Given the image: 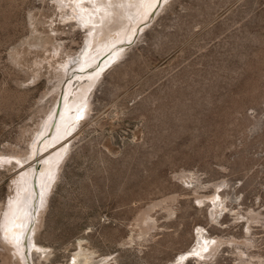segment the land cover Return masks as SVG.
<instances>
[{
	"label": "rangeland",
	"instance_id": "rangeland-1",
	"mask_svg": "<svg viewBox=\"0 0 264 264\" xmlns=\"http://www.w3.org/2000/svg\"><path fill=\"white\" fill-rule=\"evenodd\" d=\"M137 10L131 40L84 54L88 67L101 60L81 66L94 84L73 97L53 86L78 67L67 63L85 47L78 24L90 13L64 21L56 0H0V222L30 168L47 183L36 185L27 241L51 252L41 264H70L78 246L95 251L92 264H234L248 237V252L264 255L263 227L245 219L264 215V0H142ZM87 99L95 110L78 125ZM171 197L175 214L152 207ZM145 210L157 224L150 242L139 237ZM1 223L0 264H17Z\"/></svg>",
	"mask_w": 264,
	"mask_h": 264
},
{
	"label": "bare ground",
	"instance_id": "bare-ground-1",
	"mask_svg": "<svg viewBox=\"0 0 264 264\" xmlns=\"http://www.w3.org/2000/svg\"><path fill=\"white\" fill-rule=\"evenodd\" d=\"M141 1L142 0H130L129 3H127V0H56V5L58 6V9L62 13V15L65 19L64 21L73 22L72 20L75 19V17H76L74 12L77 11L79 9V7H80V11L84 12L86 10L90 14L89 15L86 14L83 16L81 15V18L85 19V22H83L85 24H78L79 29L83 30L85 35H86L85 47L83 48L82 52H80L78 55H75V57L71 58L72 60H70L67 63L70 65L73 64L74 66H76V64H77L78 67H74V69L72 71H70V68L65 69L63 67V70L61 72H59V74L57 73L58 74V76L56 77L57 82L53 86L54 91H56V92L62 91L64 96H68V94H70V95L72 94L73 97H75L76 95L79 96L83 92V90L86 86H90V84H92V85L94 84L91 81L93 77L90 74L84 75V73H81L80 71L86 72V70H89V73H90V71L94 70L95 67L97 65H99L98 62H100L101 59L98 56H96V59L91 61V64L89 66L90 69H89L88 62H86V60L88 61V60H90V58L87 56H84V54H86V52L90 53V48L92 46H95L98 44V46L101 45L102 48L105 47V49L107 51L106 50H103V51L100 50V52L107 57V55L109 56V53H110L109 51L116 44L127 43L128 40H131L133 37L132 35L130 36V38H128V40H125L124 34L128 30L134 31L138 27L139 21L136 19V17L139 14H141L142 10H137L136 15H133L132 10L135 9V6L139 5V3H141ZM79 2H80V4H78ZM149 13H151V12H149ZM145 16H147V15H145ZM86 18L88 20H86ZM142 18H145V17H142ZM136 21H138V22L135 23ZM142 21H143V19H142ZM132 25H135V26H132ZM38 41H39V39H38ZM43 41H44V38L40 39V44ZM98 46H96V48H98ZM96 48L93 47L92 49L94 50ZM125 53L126 52L123 50L122 52H118L117 56L115 55L116 53L113 54L116 56V59L115 58L114 59L115 60H119L120 58L122 59L127 54V53L126 54ZM82 56H83V58H82ZM113 60H111V61H113ZM106 61H104V63L101 62V64H104L103 66H106L105 64H108L110 62V61H108V62H106ZM92 63L96 64V66L93 67ZM81 66H86L85 67L86 70H82ZM96 72H98V70ZM66 78H73V81H75V82H72V80H68V82H67V80H66V82H67L66 83L65 82ZM65 83H66V86H64ZM63 89H64V91H63ZM52 93H53V91H52ZM90 98H91V95H90ZM94 101L95 100L90 101V99H87V102L85 104L86 109H84L82 114H79L78 116L76 115V118H78L77 124L79 123V118H82V116H85V118L88 116L89 117L91 116V112H93L95 110L92 107ZM68 110L70 111L71 108H69ZM61 114H62L61 113V107L59 106V108L56 110V113L53 114L54 115L53 118L50 119L51 121L49 120V123H47V125H46L45 130L48 127L51 128L50 132H48L49 136H51L52 131H54L53 129L58 124L61 125L62 122L59 123V118H60ZM82 122H83V120L81 121V123ZM78 125H80V124H78ZM47 134H45V135H47ZM43 149H45V147ZM40 150L41 149H39V152H40ZM12 156L14 158H16V160H18L19 162L22 160L20 157H18L16 155L14 156V154H12ZM24 167H26V166H24ZM50 167L51 166L49 164L46 168L48 169ZM24 170H25V168H24ZM24 174H26V176H24ZM41 174H43V172H41ZM41 174L39 175V173H36L34 170H31L30 168L26 169L24 171V173L21 174L17 180V183H16L17 195L13 198V201L11 200L9 202L8 206L6 208H4V210H3L4 215L2 214L3 215V219H1L2 223L0 222L1 227H2L1 236L3 234L2 243L6 246L9 253L11 254V258L13 260H15L17 262V264L20 262H21V264H30L31 261H32V264H41L42 262L39 260L40 259H43L44 261L48 260L49 254L51 253V252L50 253L47 252V248L39 247V245L36 241L33 242L34 245L32 246V248H30V246L27 242L28 236H29V230L28 229L30 226V222L34 218V211L37 207V201H36L37 200V197H36V189L37 188H36V185L38 182L42 183V185H47V183L44 182L45 180L43 179ZM184 175L185 174H183V175L180 174L179 178L180 179H185V178L189 179L190 178V177H187L188 175H186V176H184ZM222 186H221V184H214L216 192ZM25 188L27 190H29V192H28L29 197H28V194L24 191ZM42 189H41V191H42ZM23 191L26 194H23ZM19 192L20 193L22 192V194H23L21 200H18V198L21 196ZM217 196L221 197L220 194H217ZM197 199H199L200 202H203L201 200V197H197ZM175 200H176L175 197H171L167 201H165V203H156L152 207H159V208L163 209L167 215H172V214H175V211L177 210V209L175 210L173 208V206H171L177 202ZM26 207L28 208L27 209L28 216H27L26 220L25 219L23 220L24 223L22 225V224H20L22 221L21 216H22V213H24V209H26ZM245 219L247 220V223H249V225L247 227L248 229L251 228L250 224H252V223H259L264 229V215L262 213H249V214H247V216H245ZM19 225L20 226L22 225L21 226L22 228H19ZM155 229H157L156 221L151 218L148 210H145L143 217L141 219V222H140V232H141L140 236H139L141 238L140 240L142 242L152 241L154 239V235L151 234L150 232L152 230H155ZM137 238H138V236H137ZM245 239H246V241L243 243V245H241V246L235 245L234 246L235 249L239 250V253L237 254L238 256L235 259L236 262H234V264H264V258H263L264 255L263 254H260V253L254 254L252 252H248V250L250 248L255 247V241L249 237L245 238ZM81 242H82V240H81ZM208 245L209 244H206L205 248H208ZM82 247L78 246V248H80V251L77 253H74L72 255V259L70 260V264H82V262H81L82 260L86 264L95 263L94 262L95 251H92V249L89 250L88 248L84 249ZM139 252H142V250H139ZM180 253L181 252H179V254ZM209 255H213V256L218 255L216 245L210 248V254ZM29 257H31V259ZM35 257L38 259L37 262H34ZM115 262H116V260H115ZM196 262H198V264L200 263L199 260H197Z\"/></svg>",
	"mask_w": 264,
	"mask_h": 264
}]
</instances>
